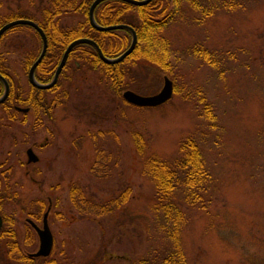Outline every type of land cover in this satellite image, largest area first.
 <instances>
[{
    "label": "rangeland",
    "instance_id": "rangeland-1",
    "mask_svg": "<svg viewBox=\"0 0 264 264\" xmlns=\"http://www.w3.org/2000/svg\"><path fill=\"white\" fill-rule=\"evenodd\" d=\"M229 3L209 0L204 6L209 13L183 4L180 16L162 30L178 53L171 73L143 59H128L130 84L115 91L107 68L74 56L65 68L67 76L44 95H57L59 101L50 118L40 113L47 127H40V133L33 134V112L24 123L6 124L0 108L5 123L0 160L11 149L13 166L12 181L0 183L3 208L26 227L22 215L50 204L53 264H136L143 254L169 249L170 240L159 227L163 214L154 207V178L145 165L151 156L175 157L188 135L200 144L210 179L202 189L205 207L180 205L177 232L185 264H264V0ZM19 5L42 20L51 0H0V19ZM54 20L69 29L85 16L62 8ZM197 43L215 53L224 72L189 55ZM40 45L26 23L9 28L0 40V57L24 93L29 83L21 59L37 53ZM164 76L173 86L166 101L137 105L124 98L125 89L155 93ZM202 95L214 106L215 122L204 115ZM48 128L52 135L44 144L42 131ZM33 141L43 143L35 146L39 160L29 167L13 163L25 161L24 149ZM97 157L104 158L105 166L94 171ZM5 173L9 170H0L1 176ZM72 183L100 203L127 188L130 196L110 213L81 217L71 200Z\"/></svg>",
    "mask_w": 264,
    "mask_h": 264
},
{
    "label": "trees",
    "instance_id": "trees-1",
    "mask_svg": "<svg viewBox=\"0 0 264 264\" xmlns=\"http://www.w3.org/2000/svg\"><path fill=\"white\" fill-rule=\"evenodd\" d=\"M208 1L149 0L144 4H134L126 0H100L94 8L95 20L103 25L113 23H127L131 25L137 36L134 48L124 58L114 63L104 62L96 49L86 42L75 44L71 50L87 51L88 53H83L85 54L83 58L86 57V60L91 61L95 66L107 68V73L111 72L109 77L113 80L112 83L115 91L130 84L127 78L129 74L127 67L129 66L124 65V62L128 59H132L133 63L137 59H143L155 64L159 69L171 73L173 70L172 59H178V53L172 46L171 40L163 35L162 30L180 16L185 2L198 7V9H203L204 13H209L210 9L204 7L205 2ZM91 2L92 0H51V7H44L43 9L44 18L42 20H39L31 12L21 8L19 5L13 13L0 19V26L8 20L18 17H27L39 23L47 37V49L44 58L48 57L52 63L47 62V65L51 66V72H47V70L42 69L44 59L41 60L36 65L35 74L38 79L47 80L52 76V71L59 62L65 47L75 37L88 36L93 38L101 47L103 53L108 56H115L128 47L131 41V32L128 29L121 27L100 30L91 25L88 18ZM231 4L232 0H230L229 5ZM62 8H71L82 13L85 16V21L80 22L76 27L69 29L61 28L57 21L54 20V17L61 12ZM20 24L22 23L14 24L5 29L0 35V40L4 32ZM28 26L32 27L31 25ZM32 28L34 29V27ZM116 30L120 32L118 36L116 35ZM34 31L40 38L39 33L35 29ZM189 52V55L200 57L202 61L208 63L213 68H219L215 53L210 52L202 44L191 45ZM74 56H76L74 53L68 54L61 70L62 77L67 76L65 68L69 60ZM33 59L34 56L30 57L27 60L26 66H29ZM40 70L43 71L39 72ZM219 70L220 72H224L222 67ZM58 80H60V76ZM58 80L53 88L59 84L60 81ZM8 81L11 82L10 79ZM2 88L3 84L0 81V93L2 92ZM36 89H39L42 93L47 90ZM201 99L204 101L203 111L205 117L211 122H215L216 114L213 104L206 100L203 95ZM57 101H59V98H57ZM104 158L106 159L105 155ZM104 158L97 157L96 162L92 165V170L96 171L95 168L97 166H105L103 162ZM146 166V170L154 178V207L163 214V222L159 223V227L168 236L171 247L161 252L160 255L154 254L151 256L149 253L147 255L143 254L137 257L136 264H185V254L177 232L178 221L181 219V215H183V213L181 214L180 205L182 203L191 206L199 204L202 208L205 207V192L203 190H205L207 180L210 179V173L207 167H205L202 148L192 135H188L180 141L179 152L175 157L167 160L151 156L147 158ZM128 189H124L105 203H100L86 197L85 189L77 183H72L69 192L73 204L77 206L80 212V216L86 217L91 214L110 213L122 206L130 196ZM177 195L178 198L176 197Z\"/></svg>",
    "mask_w": 264,
    "mask_h": 264
},
{
    "label": "flooded vegetation",
    "instance_id": "flooded-vegetation-1",
    "mask_svg": "<svg viewBox=\"0 0 264 264\" xmlns=\"http://www.w3.org/2000/svg\"><path fill=\"white\" fill-rule=\"evenodd\" d=\"M75 38H77V37H75ZM78 43H80V42H78ZM41 47H42V40H41L40 49L37 53H34L32 55H24L21 59V61L24 64L23 68L25 69V73L27 76V83H29V88L27 89L26 93H24V89L19 87L21 85L18 86L17 83H15V81H13V79L11 78V76L9 74L8 69L6 68L5 64L3 63V61L0 57V73L6 78V80L8 82V93H7L6 97L0 101V108L6 112V114H5V119L7 120L6 124H12V122L13 123H19V122L24 123V122H26V118L29 117L27 115H29V112L31 111V112H33V124L32 125H33V129H34V131H33L34 135L38 131L40 133V131H41V130H39L40 127L47 128L45 125L46 121H44V119L40 115V113H44L47 115L46 117L50 118L51 117V115H50L51 110L53 109L54 106L58 105L57 95L55 97H52L49 99L45 98L44 95L47 91L55 89L58 86L57 85L55 88H53L54 84L59 79V76H60V80L62 79L63 74L61 73V70H62V68L66 62V60H65L61 70L58 73L56 81L54 82V84L52 86L47 87V88H41V87L34 85L29 80V68H30V65L32 64V62L39 55V53L41 51ZM72 47L68 51V54L69 53H77L76 54L77 57L78 56L82 57L84 55L82 53H88L87 51H83V50H71ZM46 49H47V47H46ZM45 54H46V50H45L42 58L40 59V61L44 59L43 63L44 64L46 63V65L43 64L42 69L47 70V72H51V66L47 65V62H51V59H49L48 57L44 58ZM62 54H63V52H62ZM32 56H34V59L31 61L29 66H26L27 60ZM67 57H68V55H67ZM67 57H66V59H67ZM58 63H57V65H58ZM57 65L55 66V68L52 71V76L55 72ZM35 68H36V66H35ZM35 68H34L33 73H34V77L37 81H39L41 83H45V82L50 81L52 76L47 80L38 79L36 77V74H35ZM42 71L43 70H40L39 72H42ZM9 79L11 80V82L8 81ZM60 80H58V81H60ZM0 81L3 84L2 92L0 93V95H1L4 91V83H3L1 78H0ZM34 87L41 88V89H47V90L42 93V92H40L39 89H36ZM4 124L5 123H4L3 119H0V127L4 126ZM45 132H46V134H45ZM42 133L44 135L43 137H45V139H43L44 144H45L48 141V138L51 137L52 131L50 130V128H48V129H44V131H42ZM12 142H14V141L12 140ZM37 145L42 146L43 145L42 141H37L36 143H34V141H33L31 143V145L26 146L24 149V152L26 154L25 161H22V160L19 161L18 160L15 162L13 161V163L21 164L24 166L26 165L27 167H29V165L31 163H35L36 161H38L39 155L35 152V146H37ZM10 150L11 149H8L5 152V156L0 160V170L1 171L9 170V173H5L4 176L0 175V183H5L6 186H8L10 181H12L10 179V174L12 175V173H10V171L12 172L13 166L11 163H9L10 158L8 156V154H10ZM0 197H1L0 198V264H53L54 258L49 257L50 252H51L52 247H53V243H54L53 233H52L51 228H50L49 223H48V215L50 213V211H49L50 204H48L45 207V209L39 210L38 212L34 211V212L27 213V215H22V221H23V223L26 222V227L24 226V224L22 227H19L15 222L17 220L16 216L12 212H7L3 208L4 207V205H3L4 195H0ZM45 225H47V227L50 230V233L52 234V247L50 249V252L46 255L35 254V252L38 250V248L40 246V242H41L39 229L44 228Z\"/></svg>",
    "mask_w": 264,
    "mask_h": 264
},
{
    "label": "water",
    "instance_id": "water-1",
    "mask_svg": "<svg viewBox=\"0 0 264 264\" xmlns=\"http://www.w3.org/2000/svg\"><path fill=\"white\" fill-rule=\"evenodd\" d=\"M99 1L100 0H92L91 4L89 6L88 18H89L91 25L93 27H95L96 29H101V30H107V29L119 28V27L127 28L131 32L130 44L119 55H117L115 57H108L107 55H105L103 53L101 47L98 45V43L94 39H92L90 37H86V36L74 38L65 47L63 54L61 56V59H60L58 65L55 69V72H54L52 78L50 79V81L45 82V83H41V82L37 81L35 79L34 73H33L35 66L37 65V63L42 58V56L46 50V47H47V37H46V33L43 30V28L35 20L27 18V17L14 18V19L8 20L7 22L3 23L0 26V35L5 29H7L8 27H10L14 24H18V23H26L28 25H31L32 27H34L38 31V33L41 37V40H42V47H41V51H40L39 55L32 62V64L30 65V68H29V80L34 85L41 87V88H47V87L52 86L54 84V82L56 81L58 73L61 70V68H62V66L66 60V57L68 55V51L70 50V48L74 44H76L78 42L91 43L96 48L99 56L103 60H105L106 62L119 61L124 56H126L128 53H130L132 51V49L135 46L136 40H137V36H136V32H135L134 28L127 23H113V24H108V25H103V24L98 23L94 18V8ZM126 1L132 2L134 4H144V3L148 2L149 0H126ZM0 78L2 79V81L4 83V91L0 95V101H1L6 97V95L8 93V82H7L6 78L1 73H0ZM172 92H173L172 81L168 76H164L163 85L155 93L140 94V93H138L132 89H125L123 91V96L128 101H131L137 105H157V104H160V103L166 101L172 95ZM39 233H40V237H41V242H40V246H39L38 250L35 252V254L46 255L50 252V249L52 247V234L50 233V230L47 227V225H45L44 228L39 229Z\"/></svg>",
    "mask_w": 264,
    "mask_h": 264
}]
</instances>
